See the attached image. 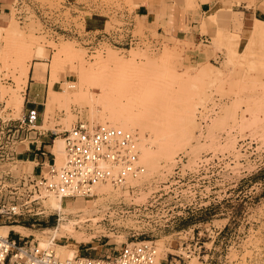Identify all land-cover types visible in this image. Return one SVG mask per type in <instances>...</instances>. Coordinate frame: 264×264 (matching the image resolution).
I'll return each instance as SVG.
<instances>
[{"label":"rangeland","instance_id":"obj_1","mask_svg":"<svg viewBox=\"0 0 264 264\" xmlns=\"http://www.w3.org/2000/svg\"><path fill=\"white\" fill-rule=\"evenodd\" d=\"M133 7L132 0H11V6L4 15L1 26L14 23L22 32L23 38L10 37L7 41H1L5 49L0 59L2 116L6 119V111L9 109L15 116L21 112L22 106L18 107L19 101L14 96L20 93L24 97L28 79L34 80L31 79L33 62L41 60L33 55L36 46L42 44L45 47L47 58L43 61L49 64L57 48L65 45L68 49L73 48L75 55L79 56L74 58L76 56L72 57L73 53L70 61L67 56V59L63 58L65 54L61 53L62 63L59 60L60 67L53 84V89L58 91L72 82L78 85L81 56L83 67L93 70H96L98 58L101 56L104 63H100L104 65V69H100L107 72L102 74L103 70H97L102 72L97 81L103 79L108 84L113 81L120 83L119 86L113 85L116 89L112 87L110 92L112 97L121 98L123 101L127 98L121 84L123 80H129L131 85L136 83L135 80L142 81L141 79L148 76L150 81L154 78L155 82H163L166 72L169 75L172 71L178 74L176 78L180 75L182 81L184 79L188 82L187 76L188 79L196 81L194 77L203 68L210 78L203 80L206 92L204 98L202 95L199 99L197 96L193 98L195 107H191L194 128L191 138L185 140V144L183 141V146L181 144L179 149L176 147V151L169 157L161 156L154 169L148 168L150 164L145 163L147 167L139 161L145 171L137 177L129 178L124 185L109 183L110 188L101 192L100 188L105 184L103 183L96 187L98 190L95 189V195L91 197L62 199L64 206H69L67 200L74 204L80 199L85 202V210L81 207L77 209L76 206L72 211L54 210L44 206V214L41 216L33 218L26 215L23 218L15 215L11 218L32 223V230L28 229V238L33 237L39 242L43 235H46V239L54 237L53 244H69L76 250L74 255L81 253L113 256L124 243L152 239L157 249V259L160 257L157 261L165 264L172 253H181L180 246H193L198 241L197 245H202L201 255L204 256L184 258L181 264H190L193 258L194 264H246L243 261L246 256L255 251L259 256L264 251V70L260 66V59L257 61L258 57L264 58V54H261L264 53V41H258L260 44L256 42L253 45L255 51L252 48L253 52L250 54L239 55L243 53V46L249 35V30L242 21V14L241 24H234L231 29L217 26L210 31L202 26V33H209L210 41L195 45L185 40L167 38L155 32L149 33L139 20L134 23L131 18ZM233 32L240 35V42L237 57L233 54V58H230L225 38ZM20 38L30 47L32 57L25 58V64L28 65L26 81L22 80L17 84V57L22 47ZM109 54L111 55L107 56ZM116 56L124 59L123 66L131 63L132 67H138L136 64L144 65L146 61H156L158 68L162 67L161 73L165 75L160 78L162 74L156 68L150 69V72L145 69L146 73H137L132 69L124 72L123 66L116 68L119 67L118 63L115 64ZM107 58L110 64H107ZM160 60L166 65L161 64ZM111 62H114L115 67H111ZM148 62L146 65L149 68ZM48 68L49 66L43 80L46 113L41 127L36 121L34 123L37 132L48 130L49 133V129H55L56 131L51 132L52 144L56 137L62 138L63 131L70 129L78 120L93 127L114 126L103 123L108 112L100 106L101 100H98L102 96L100 86L99 89L92 84L83 85L92 94L90 102L70 100L68 103L64 102L65 104L56 101L47 104L45 96L50 79ZM162 69L166 72H162ZM173 76L169 75L170 78H166L164 82H173ZM176 78L173 80L177 84L176 81H180V78ZM184 81L177 85L184 84L182 87L185 88ZM230 81L235 83L231 84ZM175 83L171 84L173 90L177 89ZM190 83L191 81L188 82V89L191 87ZM76 88L73 86L70 90ZM186 90L187 88L184 89ZM171 99L173 104L169 105L166 113L170 117L174 114L181 118V112L177 113L173 109L179 107L177 104L175 106V98ZM89 103L95 110H92ZM136 106L133 104L135 112L140 109ZM49 110L53 112L48 116ZM161 114L158 115L160 119H167L165 114L163 115L166 117L161 118ZM174 119L171 121L173 125L178 122V118L175 122ZM138 128L127 129L136 133L138 146L141 147L139 142L142 138H145L143 142H150L154 137L149 136L151 132L148 128L142 127V131L139 129L143 133L141 137L139 131H136ZM30 131L31 137L36 140V133ZM155 148L153 146L152 150ZM20 163L23 169L30 171L27 166H23L29 164ZM4 167L6 165H0V169ZM4 224L10 225V221L0 217V225ZM58 224L62 226L58 228L55 236L51 230L44 232V229ZM11 236L15 237L12 234ZM157 239L162 240L163 249L158 247ZM53 248L57 253L56 247ZM83 248L86 250H82Z\"/></svg>","mask_w":264,"mask_h":264},{"label":"built area","instance_id":"obj_2","mask_svg":"<svg viewBox=\"0 0 264 264\" xmlns=\"http://www.w3.org/2000/svg\"><path fill=\"white\" fill-rule=\"evenodd\" d=\"M6 113L4 119L0 111V165H6L0 169V217L10 223L16 220L11 218L15 215L35 218L44 214L45 192L61 199L91 197L100 184L124 185L129 178L145 171L139 162L136 134L114 126L93 127L82 120L62 133L64 159L61 164H57L52 153L51 160L41 164L44 168L38 173L26 171L18 160V147L35 141V137L28 135L30 130L40 134L34 128L36 112L29 110L25 115L15 116L9 109ZM28 237L0 233V264H157L158 260L152 239L124 243L113 256L78 253L61 257L53 248L54 237L44 247ZM197 243L180 246L181 253H172L165 264H181L182 259L191 256L201 258L204 256L202 245ZM243 261L264 264V251L259 256L255 251Z\"/></svg>","mask_w":264,"mask_h":264},{"label":"bare ground","instance_id":"obj_3","mask_svg":"<svg viewBox=\"0 0 264 264\" xmlns=\"http://www.w3.org/2000/svg\"><path fill=\"white\" fill-rule=\"evenodd\" d=\"M216 18H217V13L211 14L208 16V19H210V20H215ZM249 26L251 27L252 32H251L250 36L247 38V41L245 42V44L243 46V53H239V55L240 54H244V55L250 54L251 51L253 52L252 48L254 47L253 45L256 44V42L264 41V21L251 16V18L249 20ZM22 35H23L22 32L17 29V27L15 26L14 23H10L9 26H6V27L0 25V59L3 57V54L5 52L4 46L2 45L1 41H3L4 39H5V41H7L6 39L10 38V37H17V38L21 37V38H23ZM32 36H31V38H32ZM21 38H20V40H21V46L22 47H21V49H19V55L17 57V60H18L17 63H18V67H19V75L16 76L17 77V80H16L17 84H19V82L22 80H23V82L26 81V78L28 77V65L25 64V61H26L25 58L27 57L30 59L32 57V54L30 53V47ZM239 42H240V35L239 34L229 33L226 35L225 43L227 45L228 52L230 53V58H233V56H232L233 54H235L237 57V51H238L237 47L239 45ZM260 42H258V43L260 44ZM60 46L61 47L57 48V50L53 53L54 55L52 54V59L50 60L49 64L43 61L44 59L47 58V51L42 44L37 45L35 50H34V53H33L34 57L41 58V60H36L33 62V65H32L33 75L38 76V77L42 76V73H44L47 70V67L49 66V68H48L49 73L48 74H49L50 79L48 81L49 89L47 91L48 93H47V97H46L47 104H49L51 101H56L58 103H62V102L68 103L70 100L71 101L84 100V101L90 102L89 98L92 97V94H91L89 89H84L83 85H87V84L91 85L92 84V85H95L96 87L100 86L101 89H100V87H99V89L102 91V96L100 95L101 98L98 100H101L100 106L108 112L107 116H105L107 119L105 118L106 120H103L104 125L105 124L106 125L112 124V125H114V127L115 126L121 127V128L126 129V130H128L127 128L134 129L135 127H139L137 130L135 129L137 132L139 131V133H140L139 129H141V131H142V128H146V129L148 128L150 130L151 134L149 133L150 134L149 136L152 138L154 137L152 139V141L150 140V142L149 141L143 142L142 140H144L145 138H142V140L140 139L141 141L139 142V145L141 147L138 146L141 149L140 154H139V159H140L139 161L143 162V165H146L145 163L150 164V167H148V165H146L150 169L155 168L156 164L158 163L156 161H158V159H160L161 156L169 157V155H172V153H174V151H176V147H178L177 149H179V146L181 144L183 146V141L185 144L186 141L189 140V137L191 138L190 135L193 132V128H194L193 127L194 126L193 125L194 119H193V113H192V111H193L192 107L194 106L193 98H194V96H197L199 99V97L201 95L204 98V96L206 95V92H205L204 87H203V80L208 79V77L210 78L209 74L203 68L201 70H199L198 75H196L194 77L196 81H194V79H192L194 81V82H192V80L188 79V76H187V81L188 82L191 81V83H190L191 87L189 89L187 86L188 82H186V80L184 81V79H183V81L186 84L185 88H183L184 84H182L183 87L180 85H177V84H179L180 81H181V83L183 81L181 80L180 75L178 77V78H180V81H179V79L176 78L178 74H176V73L174 74V72H172V71H171V73H169V75L173 76V75H171L173 73L174 76L172 78L174 80H175V78H176V80L178 79L176 81L177 82V84H176L175 81L171 78L172 81L177 85V89L173 90V88H171V84L173 82H170V83L164 82L166 80V78H167V80L170 78L168 73L166 72L167 68H166V70L162 69V72H163V70H164V72H166V78L164 77L165 80L163 82L153 81L154 80L153 76L150 77V79L153 78V80L151 79V81L149 80V77L146 76V78L142 77V78H144V79H141L142 81H138L140 79L135 80L136 83L131 84V85H130V82H128L129 80L127 82L123 80V82L121 81V84L123 85V89H125V90H123V92L125 91V93H126L125 97H127L125 99V101H123L121 98L112 97V93L110 92V88L112 89L113 85H118V84L120 85V83H118V82L115 83V81L109 82L110 84L104 83L103 82L104 80L101 77L100 78L103 81L102 80H101L102 82L97 81L98 75L100 73H102V72H100V73L98 72L99 69L100 68L104 69V65H102V63H104V61L102 60L101 56L98 58L99 61L96 59L98 61V65H96L98 69L96 68V70H93L92 68H84L83 63H82V59H81L82 56L80 58L78 57L80 60V61L79 60L78 61L81 62L80 63L81 69L80 68L78 69V70H80L78 72V74H79L78 75V81H79L78 85H76L75 82H72L59 91L54 90L53 84L56 81V73H57L58 67H60L59 60H60L61 53L65 54L63 58L67 59V57H69V59H67V60H70V61L73 59L72 57H74V55H75V51L73 50V48L68 49L65 47V45L64 46L60 45ZM55 49H56V47H55ZM254 51H255V49H254ZM72 54H73V56H72ZM261 54H264V53H261ZM110 55L111 54H109L107 56H110ZM65 56H67V57H65ZM70 56H72L71 59H70ZM75 56L76 57H74V58H77V56H79V55L77 54ZM262 57H264V55ZM104 58H106V57H104ZM130 58L132 61V57H130ZM240 58L242 59V57H240ZM111 59L113 61V58H111ZM114 59H115V57H114ZM261 59H262L261 57H258L257 61L259 60V63L262 64V65H260V64L259 65L262 66V68L264 70V58L262 59V62H260ZM106 60H108V58ZM128 60H129V57H128ZM95 61L93 62L94 65H95ZM97 61H96V64H97ZM101 61H103V62L100 63ZM122 61L124 62V59L122 60V59H118V57L116 58L115 64L118 63V66H119L116 68H120L121 66H123ZM160 61H161V64L166 65L164 63V61H162V60H160ZM160 61H159V63H160ZM105 62H107V61H105ZM127 62L128 61H126V64H127ZM147 62L148 61L144 62L145 63V64L143 63L144 65H142V63L140 65L136 64L138 67H136V66L132 67L130 65L131 64L130 63L128 65L123 66L122 70H124V72H126V71H130L132 69V71H136L137 73H143L145 71V69H147V71H149L152 68L153 69L156 68L161 73L160 69L162 67H160V69H159L158 68L159 64L157 65L156 61H152V62L149 61L150 62L149 66L151 68L150 67L148 68V66L146 65ZM61 63H62V61H61ZM99 63L102 66H100ZM108 63L110 64L109 60H108L107 64ZM63 64H65V63H63ZM107 64H105V65L107 66ZM113 64H114V62L112 63L111 67H113V66L115 67V64L114 65ZM133 64L135 65V63H133ZM153 65L157 66V67H153ZM61 67H62L61 69H63L62 64H61ZM134 67H136V68H134ZM103 69H100V71ZM111 69H113V68H111ZM119 70L120 69H118V71ZM235 71L236 70H234V73H236ZM106 72H107V70H103L102 74H104ZM154 72H155V70H153V73ZM144 73H146V72H144ZM231 73H232V71H231ZM163 74L165 75V73H163ZM163 74L160 75L159 77L161 78L162 76H164ZM233 75L235 76V74H233ZM160 78L157 77L156 79L162 80ZM145 79H147V80H145ZM231 81H232V79H231ZM235 81L233 83H235ZM233 83L231 82V84H233ZM73 86L77 87V88L74 90H70V88ZM178 86L181 89L178 88ZM85 88H87V86ZM186 88H187V90L184 91V89H186ZM114 89H116V88H114ZM13 92H15V90ZM173 92H176V93L174 95H172ZM15 93H13V94L15 95ZM172 97L175 98L173 101L177 102V103H175V106H176V104L179 106L178 107L179 109L178 108H173V109L177 113L179 111L181 112V118L175 116L174 114H173L174 116L170 114L171 115V117H170V116H168V113H166L167 110H169V105L173 104L172 99H171ZM14 98H17V101H19V103H21L23 101V97L20 93L19 94L17 93V95H15ZM89 104L91 105V103H89ZM133 104L137 105L136 108L139 107L140 109H138V111H136V112L133 111ZM67 107H68V105H67ZM91 107H92V110H95V108L92 105H91ZM169 112H172V111H169ZM159 114H161V118H163L162 116L166 115L167 117L166 116L165 117L167 119H165V120L163 119L164 120V122H163V120L158 117ZM163 114H165V115H163ZM170 118H171V120H170ZM172 118L173 119L175 118L174 122H175V120H177L176 118H178V122L177 121L175 122L177 125H175L174 122H173L174 125L171 123V121H173ZM179 119H180V121H179ZM173 126L175 127L174 129H173ZM52 130L56 131L55 129H52ZM140 134H141L140 136L142 137L143 133H140ZM137 135H138V133H137ZM140 136H139V138H140ZM153 146H156L155 150H152ZM50 150L55 155V159H56L57 164H61L63 161V153H62L63 152V139L60 137H56L54 139L52 145L50 146ZM167 157H165V158H167ZM150 169H148V170H150ZM108 185H110L109 182H108V184L105 183L103 186L101 185L102 188H100L101 189L100 191L102 192L103 189L110 188V186H108ZM99 187H100V185H99ZM95 189L98 190V188H95ZM44 195H45L44 204H46V206H48L52 209L72 211V210H75V206H76V208L81 207L83 210H85V207H86L85 202L80 200V199H79V201H76L74 204H71L70 200H67V202H68L67 205H69V206H64L62 204V199L60 197L54 196L53 194L48 193V192H45ZM70 204L72 206H70ZM60 226H62V224H58L57 226H54L52 228H46V229H44L45 230L44 232H46L47 230H51L52 234L55 236L57 234V230H58V228H60ZM9 227L10 226L8 224L0 225V233L6 235L8 233ZM13 228L20 231L24 235H27L29 233L28 229H25L19 225L13 226ZM45 236L43 235L42 238L40 237L41 239L39 240V244L42 247L46 246L50 241V238L46 239ZM78 237L80 238V236H78ZM157 241L159 243L158 247L160 246V249H161L163 247L162 242H161L162 240L157 239L156 242ZM53 247H56L57 253L61 257H71L75 254V251H76L74 248H71L69 244L54 243ZM159 259H160V257H159ZM193 259H195V258H193ZM193 259L191 260L190 264L195 263V260H193ZM157 264H162V262L157 261Z\"/></svg>","mask_w":264,"mask_h":264},{"label":"crops","instance_id":"obj_4","mask_svg":"<svg viewBox=\"0 0 264 264\" xmlns=\"http://www.w3.org/2000/svg\"><path fill=\"white\" fill-rule=\"evenodd\" d=\"M132 2L135 5L131 13L134 23L139 20L149 33L155 32L167 38L173 37L195 45L211 39L209 33H202V26L210 31L217 26L231 29L234 24H241L240 14H242V21L249 30V37L252 32L249 26L251 16L264 21V0H132ZM9 6H11V0H0V25L4 23V15L8 12ZM215 13H217L215 20L208 19L209 15ZM44 74L45 72L38 77L31 71V79L34 80L28 79L26 92L23 93L24 97L22 96L24 100L18 105V107L22 106L20 114L25 115L29 110H35L36 124L40 127L46 113ZM52 112L49 110L48 116ZM51 132L52 129H49V133L48 130L40 131L39 135L36 134L35 141L22 143L18 147V160L29 164L23 166H27L34 173L44 168L41 164L51 160L53 153L50 150ZM28 135L31 136V131ZM16 225L32 230V223L16 219L10 223L8 229L9 233L15 237L18 233L22 234L13 228Z\"/></svg>","mask_w":264,"mask_h":264}]
</instances>
